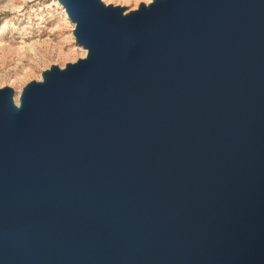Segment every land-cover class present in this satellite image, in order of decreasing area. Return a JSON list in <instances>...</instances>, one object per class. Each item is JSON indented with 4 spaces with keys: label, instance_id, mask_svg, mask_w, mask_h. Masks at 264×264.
I'll list each match as a JSON object with an SVG mask.
<instances>
[{
    "label": "water",
    "instance_id": "95a60500",
    "mask_svg": "<svg viewBox=\"0 0 264 264\" xmlns=\"http://www.w3.org/2000/svg\"><path fill=\"white\" fill-rule=\"evenodd\" d=\"M64 1L90 60L0 92V264H264V0Z\"/></svg>",
    "mask_w": 264,
    "mask_h": 264
},
{
    "label": "rangeland",
    "instance_id": "374dc122",
    "mask_svg": "<svg viewBox=\"0 0 264 264\" xmlns=\"http://www.w3.org/2000/svg\"><path fill=\"white\" fill-rule=\"evenodd\" d=\"M125 23L160 0H95ZM64 0H0V92L13 106L20 95L44 84L45 76L68 72L90 60L84 24L66 12ZM134 44V42H133Z\"/></svg>",
    "mask_w": 264,
    "mask_h": 264
},
{
    "label": "bare ground",
    "instance_id": "6f19581e",
    "mask_svg": "<svg viewBox=\"0 0 264 264\" xmlns=\"http://www.w3.org/2000/svg\"><path fill=\"white\" fill-rule=\"evenodd\" d=\"M162 1H164V0H162ZM75 8H73V6H68V8L66 9V12L68 13V14H74V12H75ZM85 18H88V15H85L84 16ZM131 41V37L129 36V42ZM48 76L46 75L45 76V81H44V83H46L47 81H48ZM27 95H28V89L26 88L24 91H23V93L20 95V99H19V101H20V105L19 106H14V109H13V114H14V118H17L19 115H21L22 113H23V111H24V107H25V103H26V101H27ZM21 113V114H20Z\"/></svg>",
    "mask_w": 264,
    "mask_h": 264
}]
</instances>
